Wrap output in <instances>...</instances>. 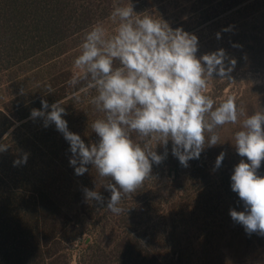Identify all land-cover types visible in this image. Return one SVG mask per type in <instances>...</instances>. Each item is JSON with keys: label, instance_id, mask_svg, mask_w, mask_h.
I'll use <instances>...</instances> for the list:
<instances>
[{"label": "rangeland", "instance_id": "1", "mask_svg": "<svg viewBox=\"0 0 264 264\" xmlns=\"http://www.w3.org/2000/svg\"><path fill=\"white\" fill-rule=\"evenodd\" d=\"M77 5L91 8V20L82 34H75L64 44H60L61 54H54L50 60L42 58L45 76L53 78L46 85L43 95L51 104L60 100L66 110L63 119L68 130L80 135L85 144L98 142V136L91 132L92 122L103 114L96 111L90 103L95 90L80 93L79 101L73 93L84 87V82L71 87L68 81L73 74V62L79 55L82 38L86 30L97 21L113 29L109 16L114 4H127L129 0H73ZM210 1L212 4H210ZM137 13L149 12L159 16L175 29L183 28L182 22L189 19V33L199 39L197 57L223 48L228 57L236 60L230 73L235 82L214 80L209 82V94L219 103L230 94L237 98L238 108L246 115L264 109V0H131ZM89 23V24H88ZM225 29H228L225 31ZM220 33V38H217ZM249 45H255L250 48ZM253 57V60H252ZM228 66V61L225 62ZM51 86V93L48 86ZM51 104L49 106H51ZM51 108L47 111H50ZM240 116L236 124H226L217 129L220 143L206 147L199 159L188 162L178 173L171 171L169 163L177 159L171 153L172 143L167 145V157L159 165L152 166V179L121 202L125 211L114 215L106 205L111 193L105 190L96 170L87 165L88 172L77 176L70 166V145L54 124L44 127L40 118L30 125V129L40 136L38 144L42 154L40 164L43 178L49 183L35 187L27 201H35L36 193L46 195L51 190L55 201L81 204V217L72 218V224L105 223V236L102 247H106L111 264L116 261V243L122 237L142 239V245L133 251L143 256L146 264H264V236L246 234L242 225L234 222L230 209L243 211V203L238 194L231 190V175L241 159L234 143V133L241 130ZM44 136V137H43ZM158 154L164 147L157 146ZM225 158L219 169L215 160L221 153ZM78 166V165H77ZM258 175L264 176V161ZM45 185L50 188H45ZM99 191L104 197V207L96 201H86L84 189ZM20 201V199H18ZM85 215L88 220L85 222ZM93 229V225L89 226ZM95 239V231L82 234L77 241L68 246L76 259L79 251L85 249ZM141 248V249H140ZM120 249V248H119Z\"/></svg>", "mask_w": 264, "mask_h": 264}, {"label": "clouds", "instance_id": "2", "mask_svg": "<svg viewBox=\"0 0 264 264\" xmlns=\"http://www.w3.org/2000/svg\"><path fill=\"white\" fill-rule=\"evenodd\" d=\"M109 20L113 29L97 21L85 31L68 81L71 87L85 84L73 93L76 101L80 93L96 92L90 103L103 115L92 122L91 132L98 142L85 144L80 135L68 130L60 100L49 106L42 99V108L32 109L30 119L42 118L44 127L54 124L63 134L77 176L88 172L86 166L91 165L101 181L110 179L102 186L111 193L106 207L120 215L125 211L122 200L152 179L153 164L159 165L167 157L169 141L172 155L188 167L206 147L221 144L219 127L236 124L245 112L238 108L234 94L219 103L209 94L214 76L235 82L230 73L236 60L223 48L197 57L199 39L195 34L181 27L173 29L149 12L137 13L131 0L114 4ZM48 91H52L50 85ZM240 124L233 146L246 160L234 167L231 190L238 194L244 210L230 209V216L246 234L264 236V176L258 175L264 161V109L246 115ZM157 146L164 147L163 154L157 153ZM8 147L0 143V152ZM224 158L221 152L215 169ZM27 159L28 153H24L13 166L26 164ZM84 194L86 201L104 207L99 191L85 188Z\"/></svg>", "mask_w": 264, "mask_h": 264}, {"label": "trees", "instance_id": "3", "mask_svg": "<svg viewBox=\"0 0 264 264\" xmlns=\"http://www.w3.org/2000/svg\"><path fill=\"white\" fill-rule=\"evenodd\" d=\"M90 13V7L73 0H0V143L9 146L0 152V264H111L108 257L113 252L102 247L105 223H93L91 230L92 225L81 223L79 229L71 221L81 217V204L55 201L51 190L46 195L36 193L30 203L22 191L23 187L29 192L49 184L39 162L40 136L30 129L40 119H30L31 110L42 108L41 100L47 99L42 92L54 82L42 74V58L61 54L60 44L83 33ZM182 25L187 32L193 28L189 19ZM259 48L264 51V45ZM24 153H28L27 163L13 166ZM167 164L175 173L183 167L178 159ZM90 231H95L94 241L73 259L68 246ZM128 239L122 237L116 243L114 264H146L133 251L142 239Z\"/></svg>", "mask_w": 264, "mask_h": 264}]
</instances>
